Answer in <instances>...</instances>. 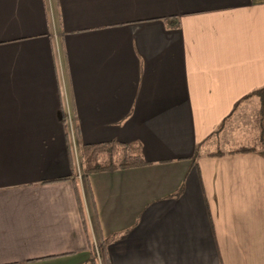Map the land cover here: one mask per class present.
<instances>
[{
    "label": "crops",
    "instance_id": "crops-1",
    "mask_svg": "<svg viewBox=\"0 0 264 264\" xmlns=\"http://www.w3.org/2000/svg\"><path fill=\"white\" fill-rule=\"evenodd\" d=\"M262 89L264 0H0V264H264Z\"/></svg>",
    "mask_w": 264,
    "mask_h": 264
},
{
    "label": "trees",
    "instance_id": "trees-1",
    "mask_svg": "<svg viewBox=\"0 0 264 264\" xmlns=\"http://www.w3.org/2000/svg\"><path fill=\"white\" fill-rule=\"evenodd\" d=\"M256 93L261 96L263 101L264 89ZM80 158L81 170L86 182L88 177L93 174L135 168L146 164L142 157L130 154L126 145L116 141L80 145ZM83 226L85 227V222H83ZM108 242L109 240L102 241L101 246H104ZM88 244L89 261L91 264H96L95 251L97 247L91 242H88Z\"/></svg>",
    "mask_w": 264,
    "mask_h": 264
},
{
    "label": "rangeland",
    "instance_id": "rangeland-1",
    "mask_svg": "<svg viewBox=\"0 0 264 264\" xmlns=\"http://www.w3.org/2000/svg\"><path fill=\"white\" fill-rule=\"evenodd\" d=\"M80 180H82V182H85V176L84 174L82 173V170H80ZM97 250L95 251V263L96 264H105L104 263V259H103V255H102V251L100 249V244L99 242L97 241ZM89 258H90V254L88 253V259L86 261V263L84 264H91V262L89 261Z\"/></svg>",
    "mask_w": 264,
    "mask_h": 264
}]
</instances>
